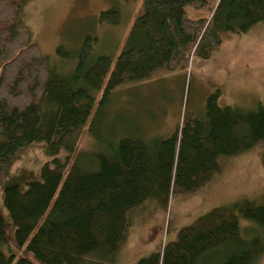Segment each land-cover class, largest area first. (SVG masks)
<instances>
[{
    "label": "trees",
    "instance_id": "16d2710c",
    "mask_svg": "<svg viewBox=\"0 0 264 264\" xmlns=\"http://www.w3.org/2000/svg\"><path fill=\"white\" fill-rule=\"evenodd\" d=\"M28 2L0 0V184L33 143L45 144L48 161L25 189L3 191L0 264H115L146 202L166 208L172 190L198 189L222 158L264 142V106H220L217 90L206 98L203 117L151 142L128 134L108 143L97 136L101 112L121 85L144 82L158 69L187 68L194 57L208 59L223 34L264 22V0H219L202 19L188 18L186 8L202 9L205 0H143L115 60L93 57L97 39L87 36L67 75L51 68L33 42L22 20ZM99 21L118 26L121 14L111 7ZM57 54L71 56L63 47ZM86 129L97 152H79ZM241 219L248 236L240 234ZM263 254L264 204L243 199L199 216L135 264H256Z\"/></svg>",
    "mask_w": 264,
    "mask_h": 264
},
{
    "label": "rangeland",
    "instance_id": "374dc122",
    "mask_svg": "<svg viewBox=\"0 0 264 264\" xmlns=\"http://www.w3.org/2000/svg\"><path fill=\"white\" fill-rule=\"evenodd\" d=\"M218 1L205 0L204 8L188 7L186 14L190 19L208 18ZM142 3L143 0H29L22 20L49 66L58 74L67 75L74 70L79 48L87 36L97 39L93 57L108 55L115 60L142 10ZM111 7L121 14L118 26L99 21L100 12ZM59 47L71 56H58ZM217 90L220 106L242 111L264 106V22L246 33L223 34L220 46L208 59L194 57L187 68L158 69L144 82L118 87L101 112L103 124L97 136L108 143L128 134H139L148 142L165 138L191 117H203L206 98ZM101 92L94 94L96 105ZM93 136L86 131L79 152L90 154L99 150ZM47 161L43 142L33 143L19 153L0 184V203L6 187L16 185L25 189L26 182L38 180ZM243 199L264 204V142L236 156L222 158L220 170L198 189L172 190L166 208L146 202L136 212L115 264H135L141 257L174 241L178 231L199 216ZM245 222L240 220L242 236H248ZM2 250L30 259L14 248ZM256 264H264V254Z\"/></svg>",
    "mask_w": 264,
    "mask_h": 264
}]
</instances>
